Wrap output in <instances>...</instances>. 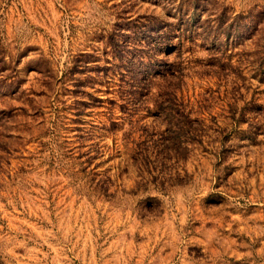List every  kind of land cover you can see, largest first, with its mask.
<instances>
[{
    "label": "rangeland",
    "instance_id": "rangeland-1",
    "mask_svg": "<svg viewBox=\"0 0 264 264\" xmlns=\"http://www.w3.org/2000/svg\"><path fill=\"white\" fill-rule=\"evenodd\" d=\"M0 264H264V0H0Z\"/></svg>",
    "mask_w": 264,
    "mask_h": 264
},
{
    "label": "trees",
    "instance_id": "trees-1",
    "mask_svg": "<svg viewBox=\"0 0 264 264\" xmlns=\"http://www.w3.org/2000/svg\"><path fill=\"white\" fill-rule=\"evenodd\" d=\"M181 40H184L185 42H189L190 44H194L192 39H190L189 37H185L184 35H183V37H182ZM184 41H182V43H183ZM182 43H181V44H182ZM183 44H184V43H183Z\"/></svg>",
    "mask_w": 264,
    "mask_h": 264
}]
</instances>
